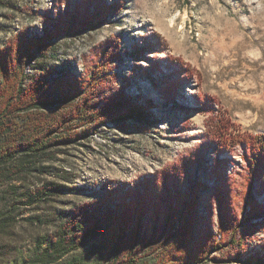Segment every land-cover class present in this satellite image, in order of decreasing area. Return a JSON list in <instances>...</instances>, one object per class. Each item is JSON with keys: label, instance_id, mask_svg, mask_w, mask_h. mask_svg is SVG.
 I'll return each instance as SVG.
<instances>
[{"label": "rangeland", "instance_id": "374dc122", "mask_svg": "<svg viewBox=\"0 0 264 264\" xmlns=\"http://www.w3.org/2000/svg\"><path fill=\"white\" fill-rule=\"evenodd\" d=\"M6 2V6L0 5V48L19 34L30 38L41 35L52 26H46L48 18L58 20L63 14L76 11L78 4L84 6L85 12L90 3L92 18L103 16L93 18L96 24L91 19L93 26H84L75 38L68 34L52 39L62 44V61L71 68L70 78L81 85L99 62H108L98 100L105 103L106 96L121 89L124 97L140 107H147L146 100L151 107L146 110L148 121H105L98 132L89 136L88 146L68 145L63 153H56L54 159L46 162L51 165L50 172L66 179L44 175L42 180L75 186L76 190L54 195L48 203L19 207L17 228L25 237L16 243L14 256L35 258L42 248L38 246L39 234L53 235L78 214L80 205L97 206L100 211L107 200L127 202L126 190L133 192L129 206L133 205L138 200L137 188L143 192L146 180L162 171H175L194 150L199 157L184 174L181 190H189L188 173L205 185L198 206L203 229L192 237L190 245H184L183 264H245L234 259V247L264 256V189H258L256 180L251 178L241 144L220 152L207 136L209 130L217 128L219 121L214 123L215 117L223 120L226 130L264 133V0ZM97 6L105 10L96 14ZM81 128L84 127L76 126L75 130ZM224 160L228 214L230 218L234 216L242 249L230 243V228H221L220 207L211 199L219 181L216 161ZM249 179L257 212L249 211V203L242 198L245 180ZM207 201L212 203L208 208ZM3 204L0 202V207ZM110 210L114 212L116 207ZM154 214L149 209L143 217L135 219L130 215L126 229L120 225H109L107 229L98 223L76 250L51 264H64L73 257H79L82 264H119L129 257L135 258L132 264H174L167 256L168 250L178 247H165L153 235ZM36 215L46 223L33 225L30 220ZM221 229L226 234L225 248L215 251L207 233L220 237Z\"/></svg>", "mask_w": 264, "mask_h": 264}, {"label": "trees", "instance_id": "16d2710c", "mask_svg": "<svg viewBox=\"0 0 264 264\" xmlns=\"http://www.w3.org/2000/svg\"><path fill=\"white\" fill-rule=\"evenodd\" d=\"M7 4L6 0H0V5ZM89 4L86 5L85 12L84 6L78 4L76 11L67 12L58 20L48 18L46 26L48 23L52 26L50 29L46 27L41 35L30 38L28 34H19L0 48V202L4 203L0 207V264H51L76 250L86 235L93 233L98 223L106 225L107 229L109 225H120L126 229L130 215L135 219L143 217L149 209L154 210L156 217L152 227L153 235H157V240L164 243L165 247H178V250L169 249L167 256L174 264H183L184 245H190L192 237L203 229L199 224L201 214L198 206L203 200L200 196L201 191L206 188L205 185L188 173L189 190L187 193L181 190L184 174L199 157L197 150L184 157L175 167V171H162L146 180L143 192H139L137 188L138 200L133 199L136 200L133 205L129 206L132 190L125 192L127 202L121 201L118 204L116 200H107L100 211L97 206L92 208L89 204L80 205L78 214L67 220L53 235L39 234L38 246L42 248L35 258L18 259L14 256L18 248L16 243L25 237L17 228L19 223L16 211L19 207L29 208L48 203L54 195L76 190L75 186L42 180L41 176L44 175L65 178L50 172L51 165L46 162L54 159L56 153H63L68 145L88 146L89 136L98 132V127L105 121H125L131 118L148 121L146 110L151 108L148 100L145 106L149 107L142 108L131 98L124 97L121 89H117L113 96H106L105 103H102L101 99L98 100L99 86L106 79L102 73L109 68L108 62H99L97 69H93L88 80L81 85L70 78L71 68L62 61V44L52 39L68 34L75 38L74 35L84 26H93L91 23L94 17H103L97 13L105 9L97 6V15L92 18L93 15L89 14ZM93 23L96 24L97 21ZM57 61L62 63L57 64ZM213 121L219 123L215 130H209L210 134L207 136L214 149L221 152L232 145L241 144L251 178L256 180L258 189H264V133L250 134L235 132L234 129L226 130L223 120L215 117ZM76 126L84 128L77 131ZM225 162L216 161L215 174L219 181L213 188L211 199L220 207L221 228H230V243L239 245L242 249L241 236L233 225L234 216L230 218L228 214ZM250 181L245 180L242 198L249 203V211L257 212L259 209L251 195ZM211 204V201H207V208ZM110 205L116 207L114 212L110 210ZM32 219L30 222L33 225L35 222L46 223V220L38 215ZM220 232V237L207 233L209 238L212 237L210 247L215 251L225 248L223 244L226 234H222V229ZM132 237L133 235L128 238V243H131ZM104 247L109 248V244ZM233 249L236 260L244 261L245 264H264V256L260 253L253 252L250 255L237 247ZM176 252H179L178 256L175 255ZM110 255L111 252L109 257ZM134 261V257H129L119 264H132ZM64 264L82 262L79 257H73Z\"/></svg>", "mask_w": 264, "mask_h": 264}, {"label": "bare ground", "instance_id": "6f19581e", "mask_svg": "<svg viewBox=\"0 0 264 264\" xmlns=\"http://www.w3.org/2000/svg\"><path fill=\"white\" fill-rule=\"evenodd\" d=\"M189 91H190V92H192V90H191V89H189Z\"/></svg>", "mask_w": 264, "mask_h": 264}]
</instances>
